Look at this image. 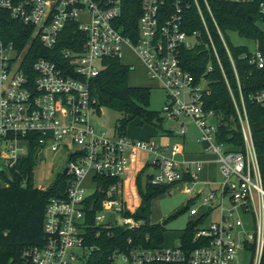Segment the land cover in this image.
Here are the masks:
<instances>
[{"label":"built area","instance_id":"2783aa9c","mask_svg":"<svg viewBox=\"0 0 264 264\" xmlns=\"http://www.w3.org/2000/svg\"><path fill=\"white\" fill-rule=\"evenodd\" d=\"M202 1L236 68L229 38L216 22L208 0ZM218 1L258 3L263 18L260 25L264 27V0ZM192 6L203 19L204 31L189 33L185 29L184 8ZM125 11V0H0V14L7 13L13 21L32 29L29 43L23 47L0 29V180L3 185L2 175L12 180L18 162L37 148L52 153L63 150L69 168L65 194L52 198L47 205L43 244L24 250L23 261L242 264L244 256L250 254L251 264H263L264 173L244 96L241 92L242 108L233 97L244 138V148L234 151L219 142V116L204 106L208 82L204 77L197 80L183 65L184 51L204 47L223 69L201 0H141V17L137 29L129 30L130 36L118 29L125 28ZM62 43L70 46L62 48ZM256 43L257 49L250 50L251 63L264 69V53ZM35 44L48 56L31 61L34 54H40H31ZM125 49L137 55L149 79L168 93L164 113L173 119L195 120L201 131L199 142L205 153L217 156L223 180L207 194L200 190L192 196L186 211L191 221L174 245H167L165 240L145 247L130 238L124 248L98 261L94 259L96 247L87 245L89 226L100 236L102 231L119 228L136 231L143 224L136 213L140 207L133 208L126 198V184H134L150 166L155 170L152 185H184L183 191L191 194V186L200 181L205 165L202 161L179 163L177 158L184 153L182 144L161 148L152 139H132L118 127L111 134L97 127L95 120L100 118L101 109L92 81L106 70L107 59L122 63ZM251 100L264 104V91ZM186 133L182 123L177 134L185 137ZM141 154H148L152 160L136 171L137 162L134 166L133 162ZM96 194L104 196L100 202L94 199ZM215 214L218 218L213 221ZM245 219L250 220L254 233L246 230Z\"/></svg>","mask_w":264,"mask_h":264},{"label":"trees","instance_id":"16d2710c","mask_svg":"<svg viewBox=\"0 0 264 264\" xmlns=\"http://www.w3.org/2000/svg\"><path fill=\"white\" fill-rule=\"evenodd\" d=\"M208 2L216 22L225 35L227 32H236L243 38L257 41L259 49L264 53V27L260 25L263 18L258 3L237 4L218 0H208ZM201 7L218 46L223 69L217 59L209 55L204 47L184 51L183 65L197 80L204 77L208 82L209 94L204 97V106L219 116V142L231 146L234 151L244 148L243 133L233 100L234 97L242 108L240 99L242 92L264 173V104L251 100V96L264 91V69L251 63L252 54L249 48L234 46L230 40H227L235 61L236 68H234L219 38L212 16L202 0ZM125 8L126 16L123 19L125 28L118 29L124 35L130 36L132 33L129 30L137 29L141 17V0H125ZM134 10L136 12L133 15ZM184 16L185 29L189 33L204 31L203 19L195 6L185 7ZM0 29L7 38L16 40V44L21 47L29 43L32 34V29L13 21L7 13L0 14ZM66 46L70 44L62 43L61 47ZM36 51L40 54H34ZM31 54H34L31 58L33 61L39 56H48L49 53L39 50V45L35 44ZM245 54L248 57H244ZM107 64L106 70L92 81V90L98 99L100 109L108 108L125 115L115 127H118L122 134H126L125 130L130 121L138 119L141 125H155L162 128L164 123L162 114L149 109L151 89L131 86L129 74L132 68L122 64L119 59H107ZM34 167L35 162L30 155L18 162L11 173L12 180L2 175L4 185L0 186V264H28L22 259L23 251L43 244L47 205L52 198L64 195L67 189L68 177L64 173H60L55 183L47 190L36 188L32 181ZM146 168L138 178L142 199L141 213L138 217L143 220V224L136 231L119 228L102 231L100 236H97L98 230L89 226L87 245L96 247L95 260L99 261V257L102 258L118 248H124L130 238H133L136 244L145 247H149L154 242L158 244L165 242L166 223L176 219L180 213L172 215L163 225L152 224L143 214L145 207L151 201L177 185H152L151 177L145 176ZM143 180L146 181L145 186ZM103 197L102 194H96L94 199L100 202ZM189 205L190 202L183 213L189 209ZM190 235L191 233L188 236ZM92 264L98 263L92 261Z\"/></svg>","mask_w":264,"mask_h":264},{"label":"rangeland","instance_id":"374dc122","mask_svg":"<svg viewBox=\"0 0 264 264\" xmlns=\"http://www.w3.org/2000/svg\"><path fill=\"white\" fill-rule=\"evenodd\" d=\"M227 37L234 46L248 47L251 51L257 49V43L246 38L241 37L236 32H227ZM122 63L124 65L135 68L129 74V83L133 87H144L150 88V106L149 109L160 112L164 117V123L162 128L155 125H141V121L138 119L131 120L125 133L128 137L136 140H148L152 139L157 142L158 147L161 148H172L177 144L184 146V153L187 160L190 161H202L204 162V170L200 174V181L196 185H192V193L186 194L183 189L184 185H177L172 187L167 193L160 195L150 202L145 207L144 216L152 224L163 225L167 222L172 215L180 213L179 216L166 223L165 229V240L167 245H174L180 240L181 235L187 229L191 218L188 212H182L188 206L191 198L197 191H203L208 193L218 187L219 182H222L223 178L219 170V164L217 163V156L213 154L205 153L204 146L199 142L201 138V131L195 120L190 117H181L173 119L164 113V109L168 103V93L164 89L159 88V83L153 82L149 79L146 73V69L143 63L138 59L137 55L129 50L125 49L122 57ZM125 118V115L108 108L100 110V118L96 119L95 122L97 127L104 129L109 134L115 131V125L118 121ZM182 123L187 128L185 137L178 136V131L182 127ZM183 153V154H184ZM35 167L32 173V181L36 188L41 190H47L56 181V178L60 173H63L68 165V159L65 156L64 151L58 153H52L49 150L43 148H37L32 155ZM151 157L148 154H141L138 160H134L133 166L136 163V171L138 166L143 165L146 162H151ZM180 163L183 161V157L180 155L177 158ZM155 170L146 168V175L152 178ZM134 175V173H132ZM140 175V174H139ZM139 176L137 177L138 180ZM145 178V177H144ZM210 183V185H209ZM3 183L0 180V186ZM89 185L87 180L86 186ZM146 185V181L143 180V186ZM187 187V185H186ZM134 194V195H133ZM126 198L129 200L130 206L133 208H141L142 202L140 203L141 195L138 188V181L131 186L126 184ZM132 200V201H131ZM199 204H197L198 206ZM137 214L141 213L139 209ZM218 218V214H215L211 220L215 221ZM119 221L122 223L123 220L120 218ZM246 230L249 233H254V228L250 220L245 219ZM252 255L246 254L243 258L242 264H251Z\"/></svg>","mask_w":264,"mask_h":264},{"label":"crops","instance_id":"0c3cea01","mask_svg":"<svg viewBox=\"0 0 264 264\" xmlns=\"http://www.w3.org/2000/svg\"><path fill=\"white\" fill-rule=\"evenodd\" d=\"M182 157H183V161H181V162L190 161V160H187V158L185 157V153L182 155ZM141 166H142V165H141ZM141 166H138L137 171L141 168ZM183 167H185V166L183 165ZM135 169H136V168H135Z\"/></svg>","mask_w":264,"mask_h":264},{"label":"water","instance_id":"95a60500","mask_svg":"<svg viewBox=\"0 0 264 264\" xmlns=\"http://www.w3.org/2000/svg\"><path fill=\"white\" fill-rule=\"evenodd\" d=\"M68 170H69V168H65V170H64V174H67L68 173Z\"/></svg>","mask_w":264,"mask_h":264},{"label":"bare ground","instance_id":"6f19581e","mask_svg":"<svg viewBox=\"0 0 264 264\" xmlns=\"http://www.w3.org/2000/svg\"><path fill=\"white\" fill-rule=\"evenodd\" d=\"M134 195V194H133ZM132 201V200H131Z\"/></svg>","mask_w":264,"mask_h":264}]
</instances>
